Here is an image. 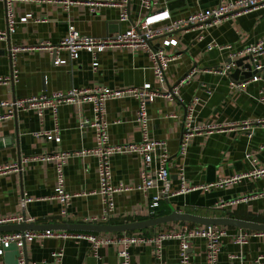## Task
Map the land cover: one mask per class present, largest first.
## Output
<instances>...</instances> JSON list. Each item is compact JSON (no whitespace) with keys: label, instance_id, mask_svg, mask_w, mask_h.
I'll return each mask as SVG.
<instances>
[{"label":"crops","instance_id":"0c3cea01","mask_svg":"<svg viewBox=\"0 0 264 264\" xmlns=\"http://www.w3.org/2000/svg\"><path fill=\"white\" fill-rule=\"evenodd\" d=\"M220 1L160 0L161 7H166L174 18L215 7ZM95 9L93 12L86 3L66 5L61 0L17 1V19L28 16V21L20 23L15 33L0 40V76L12 77L9 83L0 85V101L71 88L107 86L120 89L146 83L156 85L152 61L145 48H108L99 54L98 66L94 69V57L87 51H82L74 60L69 58L68 52L62 51L59 55L67 58L68 62L55 66V54L39 47L43 43L59 44L71 27L95 37L117 34L139 23L149 13L141 6L140 0L130 1L128 20H121L122 6L104 3ZM6 27V6L0 1V30ZM263 36L264 7H261L225 19L208 29L195 27L168 34L151 44L153 48L164 47L175 57L166 73L168 88L176 86L183 76L192 72L189 82L178 85L175 98H158L148 106L151 135L154 139L165 140L170 154V177L163 187L165 191L169 190V195L161 200L157 210L159 215L169 214L171 206L179 212L203 217L264 223V177L246 176L264 167V126L258 124L264 119V103L259 100L263 82L242 73L233 77L237 68L235 64L229 75L220 74L219 70L230 61V51L208 49L210 44L217 43L240 50ZM166 40H170L169 46L165 45ZM17 47L20 50L13 53L12 49ZM258 62L264 64V55L258 57ZM196 98L194 124L218 125L222 129L196 133L182 152L187 106ZM137 110L138 101L131 97L107 101L110 144L141 140ZM3 112L0 108V114ZM90 117L89 106L82 109L71 104L61 106L58 112L59 142L36 136L37 132L53 128L54 116L49 110L42 120L34 111H19L14 118L0 120V166L27 156L93 148L95 131L79 127L81 119ZM111 165L112 183L124 185L129 190L115 195L116 209L110 223L123 224L151 218L148 215L149 197L137 189L141 183V156L137 153L117 154ZM64 172L66 189L74 195L66 215L61 212L59 200L54 198L57 185L55 163L31 161L23 164L21 171L0 174V217L23 214L33 218L38 226H45L62 222L84 223L102 215L104 206L97 193V158H72ZM180 172L184 173L187 185L199 188L178 193L182 186ZM240 176L239 181L225 187L211 186ZM180 223L130 232L154 236L178 228ZM226 227L228 236L223 238L218 263L254 264L264 251L263 237L252 234L247 244L240 245L235 242V235L244 230H254ZM153 249L149 242L133 246L132 264H154ZM163 249L164 264L178 260L177 240H166ZM60 250L64 253L61 264H119L118 247L114 244L102 246L97 258L92 253L89 240L59 237L35 239L21 248L12 246L0 258V264H18L19 251L23 252L29 264L50 261L52 253ZM189 252L190 264H206L204 240H192Z\"/></svg>","mask_w":264,"mask_h":264},{"label":"built area","instance_id":"2783aa9c","mask_svg":"<svg viewBox=\"0 0 264 264\" xmlns=\"http://www.w3.org/2000/svg\"><path fill=\"white\" fill-rule=\"evenodd\" d=\"M5 3L7 13V27L0 30V40L6 39L9 35L16 32L20 23L28 21V16L17 19L15 15V4L19 0H0ZM131 0H61L63 4L86 3L94 12L95 7L102 4L119 5L123 8L121 20L129 19V4ZM141 6L149 12L139 23L134 24L128 30L103 36L95 37L81 33L75 27H71L68 34L57 45L43 43L39 47L48 49L55 54L54 65L60 66L67 64L68 59L59 54L66 51L70 59H78L82 51L91 53L94 57L93 68L98 66V56L108 48L125 46L131 48H145L149 51L152 61V68L156 85L146 83L143 86H129L126 88L112 89L107 86H95L90 88H71L67 91H57L53 93H41L39 95L28 96L25 98L2 100L0 108L4 110L0 114V120L14 118L19 111H34L42 120L47 110L54 116V126L44 132H37L36 136L45 137L47 140L59 142L61 140V127L58 121L59 108L63 105H75L79 109L89 106L92 117L83 118L79 122L80 128L89 127L95 131L96 144L90 149H79L73 151H62L55 154H44L37 156H27L17 162L0 166V174L11 171H21L22 165L31 161L54 162L57 173V185L54 198L59 200L62 206V214L68 213V207L73 198V194L67 191L65 186V166L70 159L75 157L95 156L97 158L98 174V195L102 199L104 211L102 215L89 219L93 223H110V218L115 212V195L121 191L129 190L124 185H114L112 183L111 160L117 154L137 153L142 158L141 183L137 186L138 190L146 193L149 197V217L157 215V208L165 196L164 184L169 180V150L165 140L154 139L151 135V118L148 113V106L158 98L172 100L176 97L178 85L187 83L192 72L183 76L176 86L168 88L167 69L175 59L173 55L167 53L164 47L153 48L152 43L158 38L167 37L168 34L181 32L195 27L208 29L225 19L247 13L258 8L264 7V0H221L218 5L206 10L191 13L186 16L174 18L166 7H161L160 0H140ZM156 8V10H154ZM165 45H170V40L165 41ZM218 49L230 51V61L223 69L219 70L222 75H229L233 65L238 58L252 55L255 61L254 74L256 80L263 82L259 100L264 103V64L258 62V57L264 55V36L257 42L252 43L240 50H233L230 45H220L212 43L208 49ZM12 49V48H11ZM20 50L19 47L12 51ZM11 51V54H13ZM12 77L0 76V85L7 84ZM234 84V81H232ZM134 98L138 101L137 124L141 129L142 138L138 142L128 144L112 145L109 142L108 128L110 123L106 118L107 101L120 98ZM198 98L192 100L187 106V127L184 133L181 149L185 151L190 138L199 132H211L222 129L218 125H195L194 112ZM258 124L264 126V119L259 120ZM248 125V122L244 124ZM155 163L157 165H155ZM159 164V165H158ZM253 178L264 177V167L255 169L246 176ZM182 186L178 193H187L199 187L187 185V179L183 172H180ZM240 177L221 180L212 184L215 187H225L240 180ZM205 188V187H200ZM151 191L153 193H151ZM169 195V192H168ZM34 219L23 214L0 217V226L7 224L30 223ZM258 235L264 239V231H241L235 235V242L245 245L249 242L250 235ZM228 236V229L222 225H191L181 222L178 228H173L166 232L158 233L154 236H144L136 233H85L67 230H26V231H4L0 232V258L5 251L12 246L18 248L35 239H45L49 237L76 238L89 240L92 244V253L99 258V250L107 244H114L118 247L119 264H132L131 248L137 244L152 243L154 246V264H164V242L166 240H177L179 243L178 260L172 264H190L191 254L189 252L190 243L195 239L205 241L206 264H219L218 256L222 250L223 238ZM63 250L52 253L50 261L34 262L33 264H61ZM18 264H27L22 251L18 254ZM254 264H264V251L257 256Z\"/></svg>","mask_w":264,"mask_h":264},{"label":"water","instance_id":"95a60500","mask_svg":"<svg viewBox=\"0 0 264 264\" xmlns=\"http://www.w3.org/2000/svg\"><path fill=\"white\" fill-rule=\"evenodd\" d=\"M231 62V61H229ZM235 66L237 67L235 72L232 74L233 77H237L239 74H243L246 77L253 76L257 73L255 70V61L252 55L244 56L235 61ZM186 132L185 130L183 131ZM168 192L165 193V198H168ZM171 212L166 215L157 214L155 217L149 218L147 220L123 223V224H102V223H70L62 222L49 224L45 226H38L35 222L30 223H20V224H7L0 226V232L4 231H26V230H67L76 232H95V233H125L130 231L142 230L149 227H157L159 225L168 224L172 222H187L194 223L197 225H222L230 227H238L241 229H249L256 231H264V223L249 222L244 220H237L234 218H209L198 216L190 213H183L175 210L171 207ZM26 245V244H25ZM24 245V246H25ZM29 264V262H27Z\"/></svg>","mask_w":264,"mask_h":264},{"label":"trees","instance_id":"16d2710c","mask_svg":"<svg viewBox=\"0 0 264 264\" xmlns=\"http://www.w3.org/2000/svg\"><path fill=\"white\" fill-rule=\"evenodd\" d=\"M158 209H159V208H157V210H158ZM158 213H160V212L157 211V214H158ZM85 233H93V232H85ZM96 234H97V233H96Z\"/></svg>","mask_w":264,"mask_h":264},{"label":"rangeland","instance_id":"374dc122","mask_svg":"<svg viewBox=\"0 0 264 264\" xmlns=\"http://www.w3.org/2000/svg\"><path fill=\"white\" fill-rule=\"evenodd\" d=\"M145 229H147V228H145Z\"/></svg>","mask_w":264,"mask_h":264}]
</instances>
